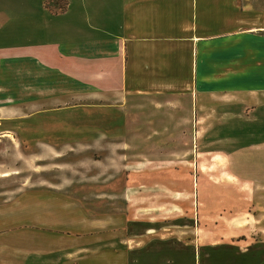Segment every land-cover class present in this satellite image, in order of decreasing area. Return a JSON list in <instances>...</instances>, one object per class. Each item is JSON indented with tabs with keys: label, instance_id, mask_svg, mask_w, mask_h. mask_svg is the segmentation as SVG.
<instances>
[{
	"label": "crops",
	"instance_id": "0c3cea01",
	"mask_svg": "<svg viewBox=\"0 0 264 264\" xmlns=\"http://www.w3.org/2000/svg\"><path fill=\"white\" fill-rule=\"evenodd\" d=\"M44 1L0 0V80H9L10 74L2 67L13 66L14 81L31 82L29 88H20L21 96L60 97L72 107L91 98L97 111L129 100L188 96L199 118L205 113L202 97L264 87L261 0L253 5L249 0H66L60 11H51ZM95 127L106 133L105 122ZM38 141L63 151L84 143ZM20 176L18 170H0V264H26L34 257H56L60 264H192L194 238L150 234L149 220L143 219L145 229L132 233L135 220L128 205L133 202H125L129 213H124L123 236L113 231L115 212H90L85 204L102 208L116 202L110 192L103 193L102 184L93 185L98 191H88L94 193L90 203L88 195L69 194L85 185L80 180L75 183L66 175L59 182L40 177L23 184ZM140 209L143 213L148 207L142 204ZM200 212L206 216L210 210L203 207ZM66 231L93 235L92 251L80 243L70 249Z\"/></svg>",
	"mask_w": 264,
	"mask_h": 264
},
{
	"label": "rangeland",
	"instance_id": "374dc122",
	"mask_svg": "<svg viewBox=\"0 0 264 264\" xmlns=\"http://www.w3.org/2000/svg\"><path fill=\"white\" fill-rule=\"evenodd\" d=\"M249 1L253 5L255 0ZM2 70L10 74L9 80H0V150L5 149L0 151V170H18L23 184L40 177L59 182L67 175L85 183L69 194L88 195L90 203L94 193L88 191H98L102 184L103 193L110 192L116 202L102 208L85 204L90 212H115L113 231L123 236L124 213H129L125 202H133L128 205L133 206L132 233L145 229L143 219L149 220L150 234L194 238L192 264H264V120L256 122L264 118V87L202 97L205 113L197 118L188 96L129 100L104 105L102 111L91 98L72 107L60 97L21 96L20 88H29L31 82L14 81L13 66ZM44 84L37 82L38 87ZM100 121L107 126L103 135L95 127ZM4 137L9 141L4 143ZM43 138L84 143L63 151L61 146L37 144ZM142 204L148 207L143 213ZM203 207L210 210L206 216H200ZM66 233L70 249L80 243L92 251L93 235ZM58 262L56 257H34L26 264Z\"/></svg>",
	"mask_w": 264,
	"mask_h": 264
},
{
	"label": "trees",
	"instance_id": "16d2710c",
	"mask_svg": "<svg viewBox=\"0 0 264 264\" xmlns=\"http://www.w3.org/2000/svg\"><path fill=\"white\" fill-rule=\"evenodd\" d=\"M67 4L66 0H45L44 5L51 11H60L65 9Z\"/></svg>",
	"mask_w": 264,
	"mask_h": 264
}]
</instances>
